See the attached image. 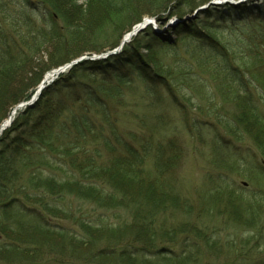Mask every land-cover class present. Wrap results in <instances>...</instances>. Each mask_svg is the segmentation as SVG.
Instances as JSON below:
<instances>
[{
	"label": "trees",
	"instance_id": "trees-1",
	"mask_svg": "<svg viewBox=\"0 0 264 264\" xmlns=\"http://www.w3.org/2000/svg\"><path fill=\"white\" fill-rule=\"evenodd\" d=\"M85 2L0 0V18L4 15V21L0 19V126L15 106L31 99V90L40 84L45 71L84 53L100 55L115 49L124 33L145 16H157L168 7L165 0ZM247 7L249 4L225 6L223 11L211 10L200 16L189 27L179 26L177 36L192 45L186 44L187 60L178 57L163 64L153 56L145 57L142 50L150 52L155 44L163 45L148 28L120 54L78 64L69 76L48 87L33 107L17 115L0 137V263L39 264L44 251L50 249L57 264H137L150 260L226 264L241 256L247 258L264 246V169L251 172L252 183L260 192H243L220 174L207 179L201 196L194 201L182 194L175 175L184 161V149L177 146V138L169 136L164 116L162 119L157 114L154 122L141 119L142 132L127 134L126 141L115 136V141L104 139L108 157L103 162L97 160L100 150L93 153L87 147L88 136H97L92 131L94 118L82 113L72 115L69 122L67 117L70 87L75 91L78 81L73 80L78 75L102 77L106 83L95 88L98 99L104 96L105 100L121 95V86L137 80L159 104L178 97L192 111L213 119L218 127H213L211 138L218 145L223 138L236 143L248 139L264 163V114L250 97V90L257 91L256 84L264 83V58L258 45H247L243 46L247 52L237 51L239 56L253 48L259 54L233 60V47L221 39L225 35L222 20L249 18L251 9ZM100 15L103 21L98 20ZM174 15L159 21L162 24ZM108 17L112 24L104 30L100 21ZM103 31L111 33L102 38L93 34ZM174 46L163 45L170 51ZM47 47H52L49 62L33 72L34 81L23 76L12 87L16 74L33 66ZM202 75L218 80L216 90L223 105L208 91V80ZM115 81L120 85L111 87ZM197 98L202 103H197ZM231 101L237 111L227 112L226 104ZM105 103H99L105 120L102 124L116 130L117 116L109 102ZM181 112L184 120L191 116ZM197 127L195 124L194 129ZM100 141L95 139L96 144ZM148 159L154 166L152 176L145 171ZM68 221L77 225V232L55 227V222ZM229 229H242L254 237L237 239L233 235L238 234H230ZM57 234L76 245L67 250L53 244L51 237ZM254 239L257 245L253 246ZM63 252L68 257H60Z\"/></svg>",
	"mask_w": 264,
	"mask_h": 264
},
{
	"label": "rangeland",
	"instance_id": "rangeland-1",
	"mask_svg": "<svg viewBox=\"0 0 264 264\" xmlns=\"http://www.w3.org/2000/svg\"><path fill=\"white\" fill-rule=\"evenodd\" d=\"M239 1L240 0H165L168 6L165 12L160 13L157 16L156 15L145 16L146 18L145 17L144 18L156 22L155 24L156 26L155 27L151 26L150 28L151 32L157 39L155 41L156 42L158 41L159 44H163V45L166 42L173 43L174 45H176L174 46L175 47L174 51H170V49H168L167 47H163V45L155 44L154 45L155 47L152 50H150V52H148L147 50H142V54L145 57L153 56L154 61L162 62L163 64L167 63L168 61H173L178 57L181 58L185 57V60H187L186 57L188 56L187 53L189 50H186V44L188 45L189 42L181 40L177 36L179 26L183 25L185 27H189V25H192L193 23L195 24L197 20L200 18V16L203 17L207 12L211 10L223 11L225 6L237 7V6L249 4V7H247L248 9L246 8V10L251 9V12L248 14V17L250 16L249 18L246 17L244 19H241L238 17H234V18H228V20L226 19L222 20L221 25L225 30L224 31L225 35L221 36V39L223 43L226 42V44L231 45L233 47L232 48L233 50L230 51V55L232 56L233 60L238 61L239 58L245 55L255 56L256 55L255 53L259 54V52L260 55H262L264 58V0H244L242 3H237ZM78 3L82 4L86 2L85 0H78ZM171 13H176L177 15H174L173 17L167 19L165 22L161 24L159 21L160 18L165 19ZM101 15H104V13ZM101 15L97 17L98 20L103 21L101 19ZM3 16L4 15H2L1 17L2 20L4 18ZM110 20L111 19H109L108 17L106 21L104 20L105 22L100 21V23H102L101 27H103L104 30L109 29L106 25L112 24V21ZM104 26H106L107 29ZM4 27H6L8 30H11V26L4 25ZM148 28L149 27H147L146 29ZM143 30L131 39V43H133L134 39L138 37L140 34L142 35L143 33H145V31ZM108 32L111 33L110 31ZM108 32L103 31L99 34L98 33L97 34L93 33V34L98 35L96 36L97 38H102L105 37L106 36L105 33L108 34ZM126 33H124V35ZM127 44H130V42L126 44H122L119 52L121 50H124L123 48H125ZM120 45L121 43H119L117 48ZM247 45H252V46L258 45L259 52L257 48L256 49L253 48L251 52L243 53L244 55L242 54L241 56H239L237 51L241 49V51L247 52L245 48L247 47ZM190 47H192V45ZM50 48L47 50V52L46 51L42 52V54L39 56V60H37L33 66L27 67L25 70L22 69L25 72L20 70L22 72L17 73L18 75L16 74V76L13 78L11 82L12 87L17 86L19 84V81L23 80L24 78L23 76H29L28 78L32 79L30 81L31 82L34 81L35 75L33 74V72L34 71L37 72V69L39 70L38 67L43 68L45 66L43 64L49 62L48 52L49 51L50 53L52 52V47ZM173 53L177 54V57L174 56L175 54ZM94 56L99 57L100 55L94 54L92 56H88L85 53L80 55L78 58L72 61L73 64L69 67V69L60 72L57 76L54 75V72H57L60 67L62 68V66L66 64L62 66L59 65L48 71H45L41 82H45L44 78L46 77V75H51L52 79L50 83H47V85L45 86L46 88H48L49 86L56 83L59 79H61V77L69 76L71 70L78 64L83 63L88 59H90V61L95 62L96 60H94L95 58ZM31 69H35V70L31 71ZM262 71L264 75V69ZM198 75L201 74L199 73ZM203 77L205 79L207 78L208 80V91L215 96L217 103L223 105L222 104L223 101L220 98V94L216 90L217 84L219 83V82L217 83L218 80L216 81L210 80L208 76H203ZM79 78L80 79L83 78V79L80 81ZM102 80H103L102 77H97L92 79L90 78V76L85 75V77H81V75H78V77L75 80H73L74 82L78 81L75 83V91L72 88L73 86L71 87L69 86L71 88L70 89L71 96L68 97V100L71 109L70 112H68L67 114L68 115L67 117H69V122L71 121L72 115L79 116L82 113L89 114L94 118L96 124H92L93 125L92 131H95V133H97V136H93L90 139L88 136L89 145L87 143H84L85 140H83V144L84 145L87 144L88 150L90 152L94 153L98 150L101 151L100 158L97 159L98 162H103L102 160L105 158L107 159L108 157V156L106 157L107 152L104 149V141H103L104 139L114 140V136H115V138H119V140L126 141L127 134L131 132L132 133L142 132L141 119L153 121L155 116L158 114L162 117V119L164 116L165 117L164 119L167 122V124L169 123L168 125L169 136L177 138L179 142L177 143V146L179 148L181 146L184 149V157H185L184 161L179 165L180 167L178 166L177 169L175 170V175L177 179L180 181V189L184 196L192 198L194 199V201H196L195 199L196 198L198 199L201 196L202 185L206 183L207 179L213 177L217 178L218 175L220 174L227 176L230 180V183L231 184L233 183V185L237 189L243 192L259 191V189L256 187V184L253 185L252 183L254 179L251 172L258 170V168L264 169V163H262L263 161L261 160V156L258 149L248 139H245L243 142L236 143L230 141L227 138L226 139L223 138V141H221L222 145H218L211 138L214 132L213 127L215 125L218 127L217 123L214 122L213 119L206 117L205 115H199L195 111H192L190 106L185 101L181 99H177L178 97L175 98L172 97V99H168L169 102L167 101L168 102L167 104L164 105L159 104L157 99L147 94L144 84H142L137 80L133 81L129 85L121 86L122 89L121 95L117 94L116 96H114V98L109 96V98L107 99L108 101L105 100L104 96H102L104 100L102 98L98 99L97 97L98 90L95 87L98 85L99 86L104 85V83H106L105 81ZM119 85L120 83L115 81L111 85V87H117ZM263 85L260 83L256 84L258 90L257 91H254L253 89L250 90L251 92L250 97L253 100V104L257 106V109L262 114H264V88L262 87ZM37 88L38 86L35 87L33 90H31L34 91L32 96H34ZM163 92L167 93L166 91ZM199 98H197V103H202V101H200ZM77 100H80V102L76 104ZM103 102L104 103L109 102L108 104L111 111L113 112V114H116L117 116L118 121L116 125L117 126L116 130L112 131V128L110 129L109 124H105V125L102 124V122L104 123L105 120L103 119L104 117L102 118V116L100 115V112H102V110L99 106L100 104L103 105ZM226 109H228L227 112L228 111L233 112L235 110L237 111L236 104L233 101L226 104ZM182 110L183 112L187 111L188 113L191 114L188 120H184V117L181 112ZM195 124L198 126L197 127L198 129L197 128L194 129ZM202 128H204L205 132L201 130ZM1 136L2 134L0 135V137ZM96 138L102 139V141L99 142L100 144H96L98 142L95 143ZM70 140H72V138ZM153 168L154 166L152 160L148 159L145 164V171L146 173H149L147 175L152 176ZM261 186L260 188L264 187ZM55 223L58 224V226H55L56 228L66 229V231H72L73 233L78 231V227L74 222L68 221V222H55ZM229 231L231 232L230 234L236 232L238 236L233 235V237L235 236V238L237 239L254 237L253 234L251 235L245 232L242 233L241 232L242 229H229ZM256 240L257 239H254V241H252L253 246L257 245ZM51 242H53V244H56L57 246L65 247L66 249L71 247L72 244L74 246L76 245L75 243H72L71 240L66 238L64 239L63 237H61L60 234L51 237ZM237 244H239V242H237ZM261 247L262 248L255 250V252H253V254L249 255L247 258L241 256L239 258L234 259L233 261H243V262H239L238 264H264V246L262 245ZM165 252L170 253V251H165ZM44 253L45 255L42 256L41 262L39 264H57L54 261L55 258H52L51 256L52 252L50 251V249L45 250ZM225 253H228V251ZM63 254L65 255L63 256L59 255V256L64 258V257H68L67 255H69L66 252H63ZM233 261L228 262L226 264H235V262ZM96 262L102 263V261H96ZM168 263L170 264L169 261ZM0 264H4V263H0ZM20 264H33V263L29 262V263H20ZM70 264H78V262L71 261ZM92 264H96V263L93 262ZM137 264H163V263L157 262L156 260H150L146 262L139 261Z\"/></svg>",
	"mask_w": 264,
	"mask_h": 264
},
{
	"label": "water",
	"instance_id": "water-1",
	"mask_svg": "<svg viewBox=\"0 0 264 264\" xmlns=\"http://www.w3.org/2000/svg\"><path fill=\"white\" fill-rule=\"evenodd\" d=\"M243 1H244V0H240V1L237 2V3H242ZM146 25H153V22H150V21H144L142 24L138 25V27H136V28L134 29V31H133L131 34H129L128 38H127L126 40H124V41L122 42V44L127 43L129 38L133 37V36L136 35L138 32H141V31L144 29V27H145ZM118 51H119V49L116 50V52H118ZM112 54H116V53L113 52ZM72 64H73V63H72ZM72 64L66 65L65 67L59 69L57 72H54V75H57V74H59L60 72H62L63 70L69 68ZM45 88H46V87H45V82H43L42 85L38 88V91L36 92L35 96L32 98L31 101H29V102H27V103L19 104L18 106H16V107L14 108L13 111H18V110H20V109H22V108H26V107H32V106L35 104V102L39 99V97L41 96V94H42V92H43V90H44ZM9 119H10V117H9ZM14 120H15V119L10 120L9 123H8L7 125H1V127H0V135L3 134V132H4L6 129H8V128H10V127L12 126Z\"/></svg>",
	"mask_w": 264,
	"mask_h": 264
},
{
	"label": "bare ground",
	"instance_id": "bare-ground-1",
	"mask_svg": "<svg viewBox=\"0 0 264 264\" xmlns=\"http://www.w3.org/2000/svg\"><path fill=\"white\" fill-rule=\"evenodd\" d=\"M52 76L51 75H46V77L44 78V81L46 82V83H49L50 81H51V78ZM20 111L18 110V111H13L9 116H8V118L3 122V124L2 125H7L8 123H9V121L10 120H12V119H15L16 117H17V115H18V113H19ZM9 117H10V119H9ZM7 130V129H6ZM5 130V131H6Z\"/></svg>",
	"mask_w": 264,
	"mask_h": 264
}]
</instances>
